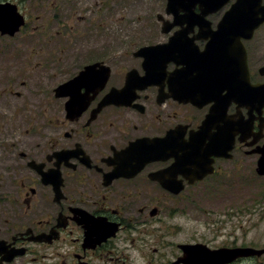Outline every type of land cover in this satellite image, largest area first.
<instances>
[{
  "label": "flooded vegetation",
  "instance_id": "obj_1",
  "mask_svg": "<svg viewBox=\"0 0 264 264\" xmlns=\"http://www.w3.org/2000/svg\"><path fill=\"white\" fill-rule=\"evenodd\" d=\"M164 2L152 43L85 57L40 95L35 116L0 112V264H264V232L252 233L264 220V22L224 18L237 0L214 11L196 3L191 15ZM14 3L0 0L23 24L0 40L33 22ZM157 45L161 54L138 56ZM64 55L44 52L42 71ZM93 65L73 92L82 104L67 111L72 95L55 89ZM9 78L0 102L23 103ZM242 208L239 241L225 228Z\"/></svg>",
  "mask_w": 264,
  "mask_h": 264
},
{
  "label": "rangeland",
  "instance_id": "obj_2",
  "mask_svg": "<svg viewBox=\"0 0 264 264\" xmlns=\"http://www.w3.org/2000/svg\"><path fill=\"white\" fill-rule=\"evenodd\" d=\"M12 1L19 5L21 2V7L29 12L33 22L24 31L25 35L17 34L19 39L4 37L0 40V50L8 52L6 56L0 54V82L9 71L10 81L20 79L10 89L26 99L22 103L21 99L13 100L15 98L10 99L5 95L7 102H0V112L10 121L12 112L37 115L41 110L40 95L46 96L48 90L70 78L74 73V64L79 66L85 57L100 54L105 49H131L152 43L159 26L156 17H164L165 5L164 0ZM45 33H51L52 37H47ZM157 39L163 40L162 35ZM55 48L65 49V55L60 63L49 67L48 78L47 72L42 71V55L44 52L52 53ZM18 68H26L30 72H26L25 78L15 77L13 71ZM21 81L23 85H20ZM3 90L4 87L0 85V92ZM257 186L258 183H253L251 190H258ZM187 223L188 228L193 229L198 221L189 219ZM247 224L242 208L235 212L225 229L235 225L233 234L241 241L245 238ZM259 224L252 231L253 234L264 232V220Z\"/></svg>",
  "mask_w": 264,
  "mask_h": 264
},
{
  "label": "water",
  "instance_id": "obj_3",
  "mask_svg": "<svg viewBox=\"0 0 264 264\" xmlns=\"http://www.w3.org/2000/svg\"><path fill=\"white\" fill-rule=\"evenodd\" d=\"M226 0H167V12L168 10H172L174 13L177 11H182L185 15H191V8H193L194 4H200L201 7L204 6V8H210L211 11H214L218 8H220ZM251 3V2H250ZM255 3V2H254ZM245 0H238L236 4L232 6V8L225 13L224 18L228 17H238V16H252V20L256 18V16L261 15L260 18L257 17L255 21L253 22L255 27L259 22H264V7L258 11H256V8L252 5V7H244ZM187 7V8H186ZM212 7V8H211ZM246 8V9H245ZM250 10V11H249ZM252 12V13H251ZM249 17V18H250ZM23 24V20L20 16H18L15 12V8L13 6L9 5H0V32L1 34H9L12 36L15 32L18 31L19 27ZM165 24L163 22V26L161 27V32H166V29L164 28ZM160 48H164V45H157V46H145L141 48L138 51V56H142L144 58H149L151 56H157L160 52L162 53V50ZM161 51H160V50ZM148 64V62H146ZM95 65L88 66L84 68L82 72H80L74 79L70 80L69 82L60 85L55 89L56 96H71L70 100L66 103V110H70L72 106L79 107L82 103L78 102L77 100H74L73 92L77 89L78 82L86 81L92 78V72ZM106 72V71H105ZM105 77L103 78V81L105 80ZM111 95V94H110ZM73 97V98H72ZM110 97V96H109ZM114 102L112 99H105L102 101L98 108H101L103 106H106L110 103ZM258 171L260 174H264V160H260L258 162Z\"/></svg>",
  "mask_w": 264,
  "mask_h": 264
}]
</instances>
